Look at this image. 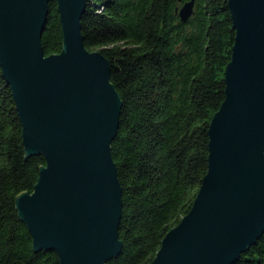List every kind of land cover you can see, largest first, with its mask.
<instances>
[{
    "label": "water",
    "instance_id": "obj_1",
    "mask_svg": "<svg viewBox=\"0 0 264 264\" xmlns=\"http://www.w3.org/2000/svg\"><path fill=\"white\" fill-rule=\"evenodd\" d=\"M47 2L0 0V68L21 124L22 159H44L14 205L34 250H54L59 264H105L121 248L110 153L121 100L109 60L83 44L85 0H55L61 48L43 53ZM192 5L180 3V20ZM227 6L234 35L223 98L207 126L206 170L148 264H230L264 230V0Z\"/></svg>",
    "mask_w": 264,
    "mask_h": 264
},
{
    "label": "trees",
    "instance_id": "obj_2",
    "mask_svg": "<svg viewBox=\"0 0 264 264\" xmlns=\"http://www.w3.org/2000/svg\"><path fill=\"white\" fill-rule=\"evenodd\" d=\"M85 0L80 31L87 49L109 60L121 105L110 141L121 187V248L105 264H148L164 233L188 210L206 170L207 126L223 98L234 29L227 0ZM40 40L59 51L55 0H48ZM44 162L22 159L21 124L0 68V264H59L52 249L34 250L14 195L30 191ZM230 264H264V230Z\"/></svg>",
    "mask_w": 264,
    "mask_h": 264
}]
</instances>
